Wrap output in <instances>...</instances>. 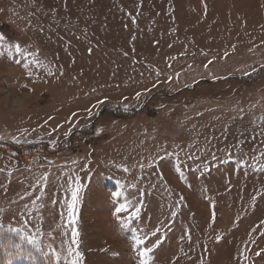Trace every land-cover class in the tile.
<instances>
[{"label":"rangeland","instance_id":"374dc122","mask_svg":"<svg viewBox=\"0 0 264 264\" xmlns=\"http://www.w3.org/2000/svg\"><path fill=\"white\" fill-rule=\"evenodd\" d=\"M206 3L205 15L202 0H0V33L38 50L43 63L56 66L58 77L34 68L42 78H27L22 66L0 57V97L12 94L7 104L0 103V135L6 138L0 140V264L9 259L12 264H55L51 254L36 252L7 229L23 227L38 235L35 226L42 215V248L53 243L60 249L55 225L65 195L70 197L68 178L76 175L85 185L78 224L84 264H138L132 233L121 230L112 216L123 197L116 201L111 193L121 185L133 204L144 200L141 218L132 225L144 231L168 217V206L180 195L185 198L155 252V264H173L174 257H179L174 264H239L251 228L264 220V196L249 207L256 192L264 191V171L257 164L264 163L259 156L264 151V0ZM153 69H159V77ZM137 91L143 93L139 100ZM16 97L27 98L23 106L13 103ZM104 97L88 116L86 109ZM49 116L54 119L45 124ZM163 150L179 154L191 187L178 178L175 157L159 160ZM212 154L218 159L213 161ZM205 163L210 171L201 175L197 165L202 170ZM45 172V207L39 214L33 211L36 219L24 225L21 213L31 198L20 197ZM204 189L216 202L211 229ZM53 199L60 202L55 207ZM49 231L55 232L54 241ZM217 234L223 235L220 242ZM9 237L22 249L7 245ZM254 238L249 259L264 264V253L255 255L264 249L259 229Z\"/></svg>","mask_w":264,"mask_h":264},{"label":"snow or ice","instance_id":"6c2138e0","mask_svg":"<svg viewBox=\"0 0 264 264\" xmlns=\"http://www.w3.org/2000/svg\"><path fill=\"white\" fill-rule=\"evenodd\" d=\"M202 4L205 10V15L207 14V3L206 0H202ZM131 16V14H129ZM132 22L136 23V17L131 16ZM264 27V26H262ZM41 32L43 29H39ZM136 39L135 36L132 37V40L134 41ZM233 51L235 50V45L232 46ZM134 50V49H133ZM251 50V49H250ZM89 52L92 51L91 48L88 49ZM123 55L127 56L128 53L124 52ZM202 55L207 56V53H202ZM229 53L226 51L223 56L224 58H227ZM0 57H6L10 62H13L14 64L18 66H22L23 69L26 70V77L31 79L39 80L42 77H40L39 73L34 71L33 69H41L44 71L47 77L52 78H58L57 77V71L56 66L51 64H45L39 59V52L37 51H29L26 47L22 46L20 42H10L7 37L0 33ZM170 60L176 59V57H169ZM215 60V57H212L207 61V63L204 65L205 68L209 67ZM151 67V66H150ZM171 67V65H169ZM264 67V66H262ZM156 73V76L159 77L161 74L159 69H153ZM253 71H256V69H253ZM59 75H63L62 68L59 71ZM143 75V74H141ZM245 75H249V73H245ZM179 77V73L176 74V78ZM173 77L169 76L168 80L171 81ZM158 83V81H157ZM157 84L153 83L152 87H156ZM21 88H28L27 84L21 85ZM29 92L34 91V89L28 88ZM95 91V89L93 90ZM144 91H151V89H145ZM143 93L140 91H137L135 93V97L137 100L141 97ZM125 100L128 99V97H124ZM107 100V97H104L103 99L97 100L96 104H93L91 107L86 109V112L88 116H92L93 109L96 108L98 104H103ZM125 111L128 110V105L125 104L124 106ZM72 117H76V113L71 114ZM54 117L49 116L47 120H45V124L48 123V121L53 120ZM261 121H264V117H261ZM65 123H71V121L66 120ZM63 125H59L58 127H62ZM57 129H53L52 131H56ZM26 131V130H25ZM103 132V129H98L97 134ZM70 134L69 133H65ZM6 138L2 135H0V140H5ZM12 139L19 143L20 140L18 137H12ZM53 146H55V141L52 142ZM164 151V155L159 157V160H163L166 157H175L176 158V164H175V172L179 174V179L184 181L185 184L188 187H191V184L188 182V177L183 171L182 164L179 159V154L176 152H167ZM259 156L261 158H264V151H261L259 153ZM190 159H199V157H189ZM218 157H216L215 154H212V160H217ZM229 159H231V155L229 154ZM253 160H256V157H253ZM73 163H76L75 161ZM153 163H157V161H153ZM222 163H228V160L222 161ZM238 163H247V161H238ZM258 168L261 171H264V163H260L257 161ZM152 165H149L151 167ZM120 167V165H118ZM139 167L143 168L144 165H139ZM0 171H3V169H0ZM124 171L127 172L128 168L124 167ZM197 171H200V174L203 175L206 172L210 171L209 165L205 163L203 169H200V166L197 165ZM48 176L49 173L45 172L43 173L35 183L31 186V191H26L23 196L20 197V199H24L25 197L31 198L29 206L26 204L24 206L25 211L21 213L22 216H25V219L23 220L24 225H28L30 223L31 219H36V217H32L33 211H37L39 214V210L43 209L45 207V204L42 202L43 198L47 195L46 189L48 187ZM160 181L163 184V187L166 191L169 192V195H171V189L168 186L167 181L165 180L163 174H158ZM69 189L70 197L68 195H65L63 200V206L60 208L58 212L59 216V222L56 223L55 229L59 230L61 233V248L58 249L53 243H49L47 245L46 250L42 248V241L41 237L45 235L43 232L41 225L43 223V216L39 215L38 223L35 226L36 233L38 235H32L29 232L25 231L23 227L15 228L9 226L7 231L13 232L16 234V236L19 238L20 241H27L28 244L32 245L33 248L36 250V252H42L44 256H49L51 254V258L54 260L55 264H84V253L80 251V230L78 227L79 224V204L81 201V192L84 190L85 185L81 181V177L79 175H76L75 177H69ZM0 187H3V185H0ZM130 187L136 188V184H131ZM38 191V194L34 196V193ZM207 190L204 189L202 191V195L206 201L209 202L210 208V222L208 223L207 227L209 229L212 228L213 224H215L216 221V202L207 194ZM145 193L141 192L140 197H143ZM34 196V198H32ZM264 196V191H257L256 194L252 197L251 203L249 205L250 208H255L256 200L258 197ZM123 197V202H119L116 206H114V210L112 211V216L117 222L118 227L121 230H128L132 233L131 235V247L136 253L138 264H155V252L160 248V246L165 242L166 239V233L168 230H170V227L172 223L175 221V218L178 216L181 207L184 206V196L180 195L177 200H175L172 204H170L168 207L172 209L164 220H161L158 222L157 226L150 229L149 231H144L143 229L139 227H132L134 221L139 220L141 218L142 210L145 207V203L143 199H137L136 203L133 204L132 200H129L126 196L123 185H121V190L119 191H113L111 193V198L113 200L119 201L120 198ZM60 202L57 199H53L51 201L52 206H57ZM4 209H0V212H3ZM241 217H237L236 221H234V224L238 226V221ZM4 229V225L0 224V231ZM259 229V235L264 236V220H261L257 225H255L253 228H251L249 237L246 243L242 245V250L239 253V264H251V261L249 259L248 253L250 252V249L248 245H255L256 239L254 238V234L257 233ZM48 236L52 238L54 241L56 239L55 232L49 231L47 233ZM67 238V239H65ZM188 240H191V234L189 233L186 237ZM216 242H220L223 239L222 234H217L214 237ZM7 245H11L17 250L22 249L21 243H15L11 237L7 239ZM5 245V247H7ZM105 251H108V249H105ZM183 252V249L180 250ZM261 253H264V249H260L255 253V255L259 256ZM23 254L22 252H17V255ZM28 257L30 259H35V255L33 252L29 251L27 253ZM113 255L119 256L118 252H114ZM179 257L173 258V264L175 259H178ZM8 264H12L11 259H9ZM201 264H203V260H201Z\"/></svg>","mask_w":264,"mask_h":264},{"label":"clouds","instance_id":"9594fccd","mask_svg":"<svg viewBox=\"0 0 264 264\" xmlns=\"http://www.w3.org/2000/svg\"><path fill=\"white\" fill-rule=\"evenodd\" d=\"M10 99H12V94H10V93L9 94H6V95L0 97V103L7 104ZM26 99H27L26 97H16L13 100V103L15 105H17V106H23Z\"/></svg>","mask_w":264,"mask_h":264},{"label":"trees","instance_id":"16d2710c","mask_svg":"<svg viewBox=\"0 0 264 264\" xmlns=\"http://www.w3.org/2000/svg\"><path fill=\"white\" fill-rule=\"evenodd\" d=\"M16 264H21L20 262H17Z\"/></svg>","mask_w":264,"mask_h":264}]
</instances>
